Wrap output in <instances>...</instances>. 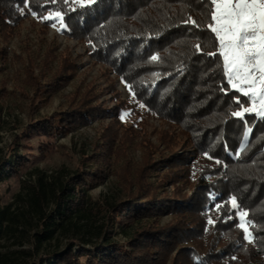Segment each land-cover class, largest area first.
<instances>
[{"label":"trees","instance_id":"trees-1","mask_svg":"<svg viewBox=\"0 0 264 264\" xmlns=\"http://www.w3.org/2000/svg\"><path fill=\"white\" fill-rule=\"evenodd\" d=\"M210 10V0H0V70L9 60L2 44L32 13L45 34L55 19L44 17L62 13L63 34L86 43L93 61L131 86L144 107L137 110L123 99L108 75L107 86H78L66 95L64 107L42 116L41 107L76 75L78 57L57 45L29 57L21 92L30 98L33 116L19 141L111 121L99 131L92 151L83 152L75 172L40 176L38 183L28 184L22 207L0 200V264H264V117L255 110L232 115L254 104L227 79L218 38L206 30ZM105 93L112 105L100 100ZM2 111L0 104V121ZM147 117L169 125L154 129L157 143L143 125ZM139 138L145 150L141 161H133L128 151ZM40 144L46 156L55 143ZM29 161L0 152V182ZM113 174L127 194L99 203L90 192ZM239 212L247 213V232L239 226ZM165 215L171 220L162 223ZM89 216L105 217L126 240L106 237L77 248L72 241L45 257L23 251L18 263L1 250V240L33 228V247L42 249L60 230L68 232Z\"/></svg>","mask_w":264,"mask_h":264},{"label":"rangeland","instance_id":"rangeland-1","mask_svg":"<svg viewBox=\"0 0 264 264\" xmlns=\"http://www.w3.org/2000/svg\"><path fill=\"white\" fill-rule=\"evenodd\" d=\"M44 29L43 23L35 15H32L24 21L14 37L7 43L2 44L7 49L9 60L2 65V70H0V96L3 95L1 89L4 83L7 91V95L0 102L3 108L0 121V152L5 157L15 153L18 156L24 155L30 159L18 174L0 182V200L3 204L14 203L16 206L22 207L28 196V184L38 183L40 176L53 179L60 174L75 172L78 167L82 166L83 152L85 150L92 151V144L99 138V131L111 121L110 118L94 121L67 135H38L29 138L23 137L19 141L18 137H20L22 129L32 121L33 116V112L30 110L31 100L21 92V85L23 84V78H25L24 66L28 63L30 56L42 55L50 45H57L59 51L69 49L74 57H78L79 67L76 75L48 104L41 107L40 114L42 116L51 115L64 107L66 95L74 92L78 86L93 84L97 89L107 86L109 82L108 75L115 79V84L121 91L123 99L130 100L137 110L144 109L129 87L120 81L115 73L108 71L107 65L93 61L86 53V43L79 42L63 34L61 17L55 19L46 34ZM38 72L39 70L36 69V73ZM100 100H104L107 105L113 104L110 101V93L102 94ZM253 104L255 111H264V105L258 99ZM146 119L143 125L149 132L148 137L151 141L157 143V136L153 133L154 129H167L169 125L151 117ZM42 141L55 143L46 156H42L39 150ZM144 148L145 146L140 143L139 138L129 148L128 158L133 161H141ZM166 188L169 191L171 190L170 186H166ZM90 194L94 200L103 203L108 199L115 200L125 197L127 192L120 183L119 177L113 174L105 184L92 189ZM241 213L239 212L240 219ZM161 220L162 223L168 222L171 220V216L165 215ZM31 222L35 225L36 219H31ZM38 223L41 225L43 221L39 220ZM243 224V228L248 231L249 224L246 216L243 217ZM30 225V227H35L32 224ZM33 231H35L34 228L29 232L20 229L16 237L1 240L2 252L9 253L12 259L14 257V263H18L21 261L20 257L24 253L23 251L30 253L32 256L42 255L45 257L51 252L62 250L72 241H75L77 248V245H83L88 241L90 242L87 245H93V243L100 242L106 237H110V239L117 242L126 240L119 228L117 226L113 227L102 216H89L79 220L68 232H63V229L60 230L55 240L38 250L33 247ZM21 241L24 243H19ZM32 256L28 257L27 260L31 261ZM44 264H48L47 260H44Z\"/></svg>","mask_w":264,"mask_h":264},{"label":"snow or ice","instance_id":"snow-or-ice-1","mask_svg":"<svg viewBox=\"0 0 264 264\" xmlns=\"http://www.w3.org/2000/svg\"><path fill=\"white\" fill-rule=\"evenodd\" d=\"M210 4L214 10L209 12L211 22L206 30L218 38L229 83L243 97H251L253 103L258 99L264 105V0H210ZM20 11L23 14V9ZM61 16L62 13H56L44 19ZM152 59L156 60L157 57L153 56ZM253 111L252 108H245L243 112H234L232 115L242 117L244 113ZM259 115L264 117V111L259 112ZM231 199L232 206L238 208L236 198ZM220 207L217 206V210ZM246 215V212L241 213V228L244 227L243 217ZM244 231L247 232V229Z\"/></svg>","mask_w":264,"mask_h":264},{"label":"built area","instance_id":"built-area-1","mask_svg":"<svg viewBox=\"0 0 264 264\" xmlns=\"http://www.w3.org/2000/svg\"><path fill=\"white\" fill-rule=\"evenodd\" d=\"M257 115H259V113H257ZM260 116V115H259Z\"/></svg>","mask_w":264,"mask_h":264}]
</instances>
